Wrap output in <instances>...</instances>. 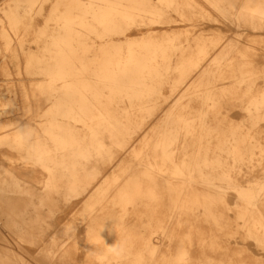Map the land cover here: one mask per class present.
Segmentation results:
<instances>
[{
	"label": "bare ground",
	"instance_id": "bare-ground-1",
	"mask_svg": "<svg viewBox=\"0 0 264 264\" xmlns=\"http://www.w3.org/2000/svg\"><path fill=\"white\" fill-rule=\"evenodd\" d=\"M48 2L44 24L35 28L32 19ZM207 2L264 31V0ZM200 6L17 0L0 9V54L20 74L23 52L26 72L39 75L33 96L49 103L39 127L0 137L17 153L4 156L14 162L5 173L17 187L0 191L25 193L9 196L25 201L7 206L23 238L38 243L54 223L56 202L82 196L88 264H250L223 243L239 230L264 248V88L256 84L263 61L232 43L218 51L220 30L192 37L174 27L173 12L186 17ZM135 28L140 35L132 37ZM27 36L37 50L24 46ZM16 95L6 105L14 106ZM236 105L244 120L230 118ZM128 155L97 184L102 166ZM256 167L263 176L254 177ZM18 168L39 173L40 186H23ZM244 174L251 177L241 180ZM229 190L239 200L233 221ZM56 245L53 238L43 255L65 263L67 253ZM6 248L0 264H21Z\"/></svg>",
	"mask_w": 264,
	"mask_h": 264
},
{
	"label": "rangeland",
	"instance_id": "rangeland-1",
	"mask_svg": "<svg viewBox=\"0 0 264 264\" xmlns=\"http://www.w3.org/2000/svg\"><path fill=\"white\" fill-rule=\"evenodd\" d=\"M17 0H0V9L8 3L14 4ZM202 6L195 9L194 13L180 16L173 12L172 18L176 20L174 27L180 30L190 29V36L200 34L209 35L214 31L220 32V40L218 43V51L229 43L236 44L240 50H248L256 54V57L263 61L261 65L264 68V31H257L251 27L238 24L220 14V12L210 5L207 0H197ZM51 2L45 5L43 14L35 15L32 19L34 27L39 28L44 24L45 14L48 12ZM204 11L206 14L201 15L199 12ZM1 13V12H0ZM2 14V13H1ZM228 23L231 27L225 25ZM156 28H165L166 25H156ZM144 29L145 26H142ZM135 29L129 34L139 36L135 33ZM31 36H27L24 46L27 49L37 50L38 45L29 40ZM17 45V43H16ZM217 51V52H218ZM11 57V56H10ZM21 73L17 72L15 63L12 58H3L0 54V137L15 132L17 129L25 126L39 127V119L42 117L43 111L49 106L48 102L40 97H34V83L37 82L39 75H30L25 70V55L19 51L18 59ZM200 72H193V77L198 76ZM225 85L230 84L229 80H224ZM259 89L264 88V72L256 79ZM17 95V101L14 106L6 105L8 100ZM169 95V93L167 94ZM230 118L234 121L244 120L246 112L240 106L236 105L229 110ZM5 155L17 156V153L7 144H0V187L8 189L9 187H17L13 184L12 177L5 173V170L13 171L14 162L4 159ZM129 157H119L110 165L102 166V173L99 175L98 182H102L105 177L111 175L113 170H117L120 163ZM16 174L20 177V182L25 187L40 186L37 183L42 176L39 173H24L21 169H16ZM243 173H246L243 171ZM244 176V177H243ZM240 175L241 180L251 177L250 174ZM263 176V169L256 167L254 177ZM4 180V182H3ZM0 191V250L10 248L11 252L20 259L21 264H88L89 249L87 241V223L83 219L82 196L72 197L70 200L59 199L52 209V217L54 223L50 225L45 237L38 243H32L26 236L24 231L14 230L12 227L11 216L7 206L11 202L23 203L25 200L10 201L9 196L23 197L25 193L10 192L8 190ZM21 194V195H20ZM25 197V196H24ZM237 195L234 190H229L226 196L227 216L231 221L235 219V206L238 202ZM65 225L68 229H65ZM207 226V225H206ZM236 227V226H235ZM74 231V233H73ZM55 238L57 245L56 252L65 251L67 253L66 262H55V259H47L43 255V250ZM223 243L228 247L230 252H242L243 259L250 264H264V248L257 245L255 240L245 237L244 232H232L231 235L223 236ZM218 256V255H217ZM59 261V260H57Z\"/></svg>",
	"mask_w": 264,
	"mask_h": 264
}]
</instances>
